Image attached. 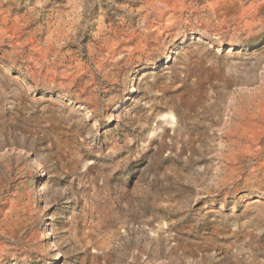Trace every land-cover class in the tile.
Returning <instances> with one entry per match:
<instances>
[{"label":"rangeland","instance_id":"374dc122","mask_svg":"<svg viewBox=\"0 0 264 264\" xmlns=\"http://www.w3.org/2000/svg\"><path fill=\"white\" fill-rule=\"evenodd\" d=\"M6 213L0 264H264V0H0Z\"/></svg>","mask_w":264,"mask_h":264},{"label":"bare ground","instance_id":"6f19581e","mask_svg":"<svg viewBox=\"0 0 264 264\" xmlns=\"http://www.w3.org/2000/svg\"><path fill=\"white\" fill-rule=\"evenodd\" d=\"M63 149V148H62ZM6 210V209H5ZM9 211V210H8ZM8 215H10V213H6L5 214V217L0 221V226H10L9 224V218H8ZM13 216V215H12ZM1 219V218H0ZM18 220V219H17ZM9 232V231H8ZM4 233V232H3Z\"/></svg>","mask_w":264,"mask_h":264}]
</instances>
